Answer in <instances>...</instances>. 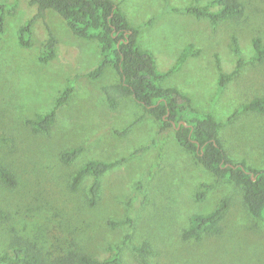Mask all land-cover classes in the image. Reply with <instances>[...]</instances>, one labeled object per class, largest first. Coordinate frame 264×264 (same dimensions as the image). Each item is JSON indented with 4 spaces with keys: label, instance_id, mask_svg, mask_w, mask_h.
<instances>
[{
    "label": "rangeland",
    "instance_id": "1",
    "mask_svg": "<svg viewBox=\"0 0 264 264\" xmlns=\"http://www.w3.org/2000/svg\"><path fill=\"white\" fill-rule=\"evenodd\" d=\"M115 1L139 28L137 44L153 54L160 72L174 66L186 45L199 51L159 84L188 96L197 113L213 115L232 160L260 168L264 114L231 115L242 103L264 95V58L253 59L251 42L253 37L264 38V0H237L242 13L216 21L187 12L194 0ZM0 6V135L13 138L12 145L0 142V161L18 180L12 188L0 184V208L9 215L0 222V252L16 234L51 259L80 247L102 260L110 255L108 246L117 245L126 263L141 264L131 246L147 240L154 264H264V224L246 209L240 187L226 179L217 181L178 144L172 130L158 134L156 121L144 116L132 98H119L116 108L109 106L103 86L116 81L115 72L106 67L97 78L87 75L102 57L95 40L73 35L52 10L34 17L36 7L27 0H0ZM29 19L31 43L23 46L18 29ZM47 27L57 44L54 57L41 62ZM239 58V69L219 87V74L232 72ZM66 87H72L71 94L55 107ZM53 108L48 133L34 132L25 123ZM71 147H80V153L71 163H61L59 153ZM89 159L116 162L99 177L95 206L87 204L92 176H85L76 191L69 186L72 172ZM201 183L209 187L196 200ZM225 197L228 204L218 234L181 238L192 213L209 212ZM127 216L134 221L124 243L128 226H113L109 220Z\"/></svg>",
    "mask_w": 264,
    "mask_h": 264
},
{
    "label": "trees",
    "instance_id": "2",
    "mask_svg": "<svg viewBox=\"0 0 264 264\" xmlns=\"http://www.w3.org/2000/svg\"><path fill=\"white\" fill-rule=\"evenodd\" d=\"M27 1L29 5L36 7L34 17L43 16L44 11L52 10L65 21L73 35L97 42L102 57L87 75L97 78L102 75L106 67H111L115 72L116 81L103 86L111 108L117 107L119 98H132L142 108L144 116H149L156 121L158 134L163 135L172 130L178 144L189 151L195 162L210 172L217 181L226 179L240 187L246 209L264 224V151L260 168L248 166L242 160H232L218 137L219 124L213 115L209 112L197 113L191 106L188 96L179 93L173 87H163L159 84L164 76L181 65L189 55H197L199 52L197 49H194L191 44L186 45L179 53L174 66L166 72H160L156 67L153 54L146 49H141L137 44L139 28L128 21L115 0ZM199 1L194 0L186 11L196 17L207 16L213 21L239 16L243 9L242 4L237 0H209L205 4H198ZM214 6L215 8L211 9ZM32 22L33 19H29L18 29V41L23 46L31 43ZM2 28L3 16L0 13V30ZM251 42L254 49L253 59L262 61L264 38L253 37ZM56 44V36L47 27V36L38 57L41 62H47L54 57ZM233 50L236 54L239 53L236 43L233 45ZM242 63V59L239 58L232 72L219 74V87L225 85ZM216 64L219 66L218 61ZM71 88L66 87L62 90L55 100V107L67 101ZM239 111L264 114V95L242 103L231 117ZM54 119L53 108L35 117L27 118L25 123L34 132L48 133ZM0 142L12 145L13 138L0 135ZM144 149L145 147H142L134 152ZM80 151V147L64 149L58 155L59 160L63 164H69ZM115 163L97 159L87 160L72 172L70 189L76 191L85 176H92L93 180L88 187L87 204L95 206L99 197V177ZM17 183V176L13 169L0 161V184L4 188H12ZM208 187L209 185L201 183L195 193V199H202ZM227 204L225 197L209 212L192 213L188 217L187 226L181 232V238L200 240L204 235L218 234L221 231L220 220ZM8 217V212L0 208V222L6 221ZM133 221L127 216L120 221L111 219L109 223L113 226L120 224L128 226V232L123 240L125 243L131 237ZM108 250L110 255L100 260L77 247L74 251L63 250L52 258L55 260L53 261L29 239L14 234L9 239L8 248L0 252V264L4 262L9 264H128L121 257L119 246L109 245ZM131 250L141 264H154L149 258L154 251L147 240L133 244Z\"/></svg>",
    "mask_w": 264,
    "mask_h": 264
}]
</instances>
